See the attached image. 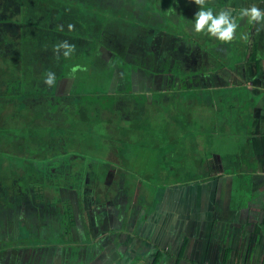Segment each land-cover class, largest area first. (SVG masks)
<instances>
[{
	"label": "rangeland",
	"instance_id": "1",
	"mask_svg": "<svg viewBox=\"0 0 264 264\" xmlns=\"http://www.w3.org/2000/svg\"><path fill=\"white\" fill-rule=\"evenodd\" d=\"M80 1L86 3L84 9L90 13L103 11L102 7H110L113 2L122 7L129 4L128 0L126 3L122 0ZM136 1L141 3L143 0ZM252 4L264 9V0H208L206 7L218 13L226 7L239 10ZM55 6L53 2L45 4L38 0H0V47L4 48V54H0L5 57L17 54L16 44H20L28 60L19 76L23 78L18 80L13 72L11 77L0 76V94L17 93L19 86L24 84L26 93L35 95L41 91H53L60 96L65 95L70 87L68 79H86L87 71H78L73 77L71 69H67L56 80L54 87H47L43 82L46 72L59 73V62L56 55L47 58L42 52L54 47L56 41L61 42L64 37L69 39L66 34L58 33L61 24L56 19ZM198 10L191 0H171L169 12L164 13L174 24H181L184 18H189L190 21L183 24L190 34L188 36L153 32L151 28L137 26L162 21L160 16L144 13L140 8L132 17L131 14L128 17L123 15L121 20L109 17L99 34H92V38L84 39L82 44H75L74 54L76 60L82 59L76 65L82 61L85 67V57L111 67L110 82L107 81L110 75L108 69L97 67L95 69L100 71L106 69L104 78L97 84L87 81L88 85L80 90L74 86L71 93L97 95L96 106L100 107L108 102L106 91L143 94L148 91L166 92L171 86L230 88L244 85L254 95L251 135L255 139L251 145L248 141L240 150L231 142L213 140L212 149L227 152L228 156L223 157L213 150L205 169L201 167L197 142L194 147L186 144L191 165L179 160L174 163L177 165L167 166L165 177L159 172L164 166L154 163L156 165L147 169L156 178L150 181H165L161 182L162 188L153 193V199H150L146 187L139 192L133 187V174L131 176L127 171L103 163L104 158L94 154V151H89L90 157H87L83 167L85 172L78 188L72 187V179L64 178L59 180L69 187H59L52 194L42 190L39 183L31 187L33 190L25 192L20 187V192L13 194L6 190L8 179L0 174V264H127L133 258H136V264H259L264 255V234L263 239L258 240L247 227H244L243 234L239 226H243L240 219L244 222L245 219L255 218L257 206H264V31L258 33L257 26L253 24L248 29L247 19L238 20L243 31L240 42L234 47V56L229 58L226 42L192 32V20ZM243 35L247 39H241ZM147 38H150V43H147ZM4 40L8 43L3 46ZM203 41L208 43L204 45ZM252 43L256 45L258 66L249 59ZM80 52H83L81 56ZM173 67L178 72L171 75ZM45 96L37 95L35 99L27 98L25 101L33 109L45 108ZM70 103L69 99L63 98L58 109H63L65 105L71 108ZM58 111H52L51 115L57 117ZM48 118L50 120L42 125L53 128L57 120ZM1 121L5 120L2 118ZM100 122L102 126L96 127V131L98 137L103 138L107 135L100 136L98 132L111 136L121 117L116 111L111 128ZM91 141L102 144L100 147L106 144L95 138ZM35 142L30 138L29 144L34 150L37 149ZM62 144L57 132L48 147L54 151ZM194 174L198 175V179L194 178ZM23 180L20 185L25 184ZM170 181L174 182L169 184ZM226 189L230 192L229 206L250 209L246 214L235 215L237 221L232 222L236 223L234 226L224 225L226 215L218 210L228 207L227 196L218 193ZM213 191H217L216 209L209 198ZM52 196L71 206L75 223L73 237L79 243L68 249L46 241L55 232L52 223L59 220L62 212L58 203L48 200ZM20 224L38 241L26 244L24 240H19ZM83 236L88 237V243H83ZM2 241L11 248L1 250ZM16 245L17 248L14 247ZM157 252L162 257L156 262L154 256Z\"/></svg>",
	"mask_w": 264,
	"mask_h": 264
},
{
	"label": "trees",
	"instance_id": "2",
	"mask_svg": "<svg viewBox=\"0 0 264 264\" xmlns=\"http://www.w3.org/2000/svg\"><path fill=\"white\" fill-rule=\"evenodd\" d=\"M38 1L45 4L47 2L55 3L56 19L61 24L58 33L66 34L70 44H82L84 39L92 38L90 35L99 34L105 28L109 17L118 20L123 19V15L128 17L127 15L131 14L132 17L139 8L144 13L150 12L160 16L162 21L154 24H136L137 26L151 28L153 32L163 31L190 35L183 26L185 22L190 21L189 18L181 16L184 18L181 24H174L166 17L167 14H164L169 12L171 0H143L141 3H137L136 0H128L129 4L126 3V0H122L127 4H123L126 8L113 2L110 7H102L103 11L94 10L92 13L85 11L86 3L80 0ZM82 3H84L83 7ZM69 24L75 25L71 31L67 29ZM247 26L250 29L251 24L248 23ZM242 31L243 27H238L235 39L226 42L229 48L226 55L229 58L234 56V47L240 42ZM64 38L62 41L65 40ZM149 39L147 38V43H150ZM6 43L8 41L4 40L3 46ZM207 43V41H203L204 45ZM242 43L246 44L247 42L242 41ZM16 46L17 54H10V57L0 54V76L11 77L10 75L15 73L19 80L23 78L19 76L21 72L23 73L24 65L28 60L22 45L16 44ZM3 49L0 47L2 54H4ZM255 51L256 45L252 43L249 59L258 66L259 62L255 60ZM42 54L47 58L50 55H56L53 46L44 50ZM81 54L83 52H80V56ZM75 56L73 53L69 58L63 57L62 54L59 59L55 57L59 62V73L56 74V80H59L67 69H71L81 59L80 57L76 60ZM84 59L85 67L88 69L86 79L84 81L76 77L68 79L70 87H67L68 91L65 95H55L53 91L49 93L41 91L39 94L32 95L26 93L22 86L24 84L19 86L17 93L0 94V174L5 175L8 179L7 189L5 188L8 192L12 191L13 194L20 192V187L22 191L27 192L28 189L33 190L31 187H35V184L39 183L42 190H48L52 194L59 187H69L59 180H64V178L72 179V187L78 188L77 185L81 183L85 172L83 167L88 160L87 157H90L89 151L90 153L94 151V154L104 158L103 163L127 171L131 176L133 174L132 177L135 180L133 187L137 191L146 187L150 199H153V193L159 190V187L162 188L161 182L165 181H150L149 179L156 178L152 177L147 169L151 165H156L154 163L164 166L159 172L161 176L165 177L164 170L167 169V166L177 163L179 160L183 161V164L191 165V156L185 149L187 148L186 144L194 147V143L197 142L196 145L199 149L196 148L200 152L201 167L205 169L208 166L207 159L210 154L213 153V150H217L214 147L212 149L213 140L220 141V143L231 142L240 150L248 141V144L251 145L253 99H250V92L246 86L214 89L171 86L166 92L158 91L152 92V94L145 92L143 94L132 92L117 94L106 91L107 94L104 95L108 102L97 107V95L87 92L72 95L71 90L74 86L80 90L81 87L88 85L87 81L97 84L96 82L102 80V77L104 78L106 69L103 68L100 71L95 68L106 67L110 72L111 67L99 64L94 58L86 59L84 57ZM79 65L82 66V61ZM177 72L175 67L170 71L171 75ZM110 79L111 72L107 76L108 83ZM37 95H46L43 104L45 108L33 109L29 103H26L27 98L35 99ZM63 98L71 101V108L65 105L63 109H58L59 101ZM56 109L60 111L57 113L58 116L54 117L51 112ZM116 111L120 114L121 122L114 128V134L108 136V134L98 132L100 136L107 135L99 138L96 127L102 126L100 121H103L105 127L111 128ZM48 117L57 120L53 128L42 125L50 120ZM2 118L5 120L4 122L1 121ZM35 124L42 126L36 127ZM71 129L76 130L71 131ZM57 132L63 141L62 147L50 151L49 141ZM30 138L37 141L35 142L36 150L29 144ZM93 138L106 143L105 147H100L102 144L99 145V143L91 141ZM91 143L96 144L91 145ZM216 152L223 157L228 156L227 152L221 150ZM156 172L158 171L156 170ZM22 178L25 184L20 185L19 182ZM194 178L198 179V175L194 174ZM173 182L170 181L169 184ZM48 200L58 203L62 212L59 214V220L52 223L53 228H56L55 232L46 241L55 242L67 249L71 245L79 243L73 237L72 229L75 228V223L70 204L62 203L53 196ZM20 234L19 240L22 242L24 240L26 244L38 241L24 229L22 224H20ZM83 243H88L87 236H83ZM7 245L8 243L2 241L1 250L11 248ZM161 257V253H155L154 261H159ZM127 264H136V258L131 259Z\"/></svg>",
	"mask_w": 264,
	"mask_h": 264
},
{
	"label": "clouds",
	"instance_id": "3",
	"mask_svg": "<svg viewBox=\"0 0 264 264\" xmlns=\"http://www.w3.org/2000/svg\"><path fill=\"white\" fill-rule=\"evenodd\" d=\"M191 2L199 9L192 20L191 30L194 34H204L209 38L221 42H231L236 37L239 27L238 20L244 19H247L248 23L256 25L258 33L264 31V9L258 7L256 4L242 7L239 10L226 7L216 13L212 8L206 7L208 0H191ZM68 28L71 31L75 28V25L69 24ZM241 39H247V36L243 35ZM75 50L76 45L70 44L67 40L61 41L53 47L57 59H59L61 54L63 57L69 58ZM70 71L74 77L78 71H87V69L78 64L73 66ZM45 77L43 82L47 87H54L56 85V75L54 72H46Z\"/></svg>",
	"mask_w": 264,
	"mask_h": 264
},
{
	"label": "crops",
	"instance_id": "4",
	"mask_svg": "<svg viewBox=\"0 0 264 264\" xmlns=\"http://www.w3.org/2000/svg\"><path fill=\"white\" fill-rule=\"evenodd\" d=\"M255 54H256V51H255ZM201 89H204V88H201ZM212 89H214V88H212ZM152 92H155V91H148L146 93L147 94H152ZM249 96H250L251 100L252 99L254 100V95L253 94H250ZM263 103H264V101H263ZM263 106H264V104H263ZM250 133H251V129H250ZM251 138H252V141H251V143H252L255 138L252 137V135H251ZM227 190L228 189L221 190L218 193L221 196H224V197L227 196V206L228 207H226V209L219 208L218 210H220V213L226 215V218L223 221L224 225H233L234 226L236 223L232 224V222H234V220L237 221L235 215L246 214V213L250 212L249 211L250 209H248V207H241V206H238V205L237 206L236 205H233V206L230 205L229 206L228 201H229V196H230L229 193L230 192H229V190L228 191ZM216 193H217V191L216 192L213 191L211 193V195L209 196V198L214 203L215 209H216V204H217ZM255 214L257 215L255 218L245 219L244 222H243V219H240V221L242 222L243 226H239V227H240V230L243 231V234H244V227H247L248 230L252 231V234H255V236H256V238L258 240H261V239H263V234H264V233H262V231H264V206L263 205L257 206ZM223 222H220V223H223ZM259 264H264V255L259 260Z\"/></svg>",
	"mask_w": 264,
	"mask_h": 264
}]
</instances>
